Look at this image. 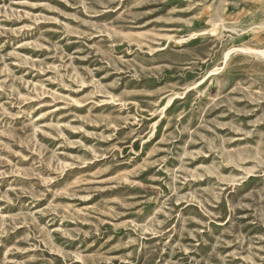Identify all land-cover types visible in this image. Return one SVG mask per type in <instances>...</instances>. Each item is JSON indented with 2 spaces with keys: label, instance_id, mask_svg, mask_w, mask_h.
Masks as SVG:
<instances>
[{
  "label": "rangeland",
  "instance_id": "rangeland-1",
  "mask_svg": "<svg viewBox=\"0 0 264 264\" xmlns=\"http://www.w3.org/2000/svg\"><path fill=\"white\" fill-rule=\"evenodd\" d=\"M0 264H264V0H0Z\"/></svg>",
  "mask_w": 264,
  "mask_h": 264
}]
</instances>
